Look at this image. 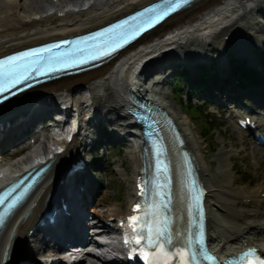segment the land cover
Here are the masks:
<instances>
[{
  "label": "bare ground",
  "instance_id": "6f19581e",
  "mask_svg": "<svg viewBox=\"0 0 264 264\" xmlns=\"http://www.w3.org/2000/svg\"><path fill=\"white\" fill-rule=\"evenodd\" d=\"M149 1L151 0H43L42 2L0 0V55L46 40L88 31ZM263 16L264 0H194L189 7L179 10L153 30L141 35L134 43L119 52L113 60L100 68L37 86L2 103L0 117L11 112L8 115L10 127L5 130L3 137H0L2 146L8 144L7 140L13 136L14 132L22 131L26 123L46 117L52 110V106L57 105L58 100L65 104L71 102L78 108L79 114L85 112V116L89 115L88 123H85V117L81 119L83 131L90 132H86L87 135L84 134L82 140L80 137H75L71 142H67L65 150L60 154L54 153L51 143L37 142L28 149L30 150L28 153H23L19 158L15 157L17 158L15 161L11 157L0 160V186L13 178L17 172L38 164L43 159L52 158L53 160L51 167L27 202L17 209L0 231V263L3 256L13 261L23 253L24 244L30 238L28 231L40 215L52 184L61 174L63 170L61 165L72 157L86 156L89 135L98 130V125L107 126L106 121H114L117 125L120 123L127 125L132 121L131 115L126 111L130 93L143 95L155 104L161 105L166 113L174 118L185 139V146L194 155L208 193L205 204L211 248L223 255L246 243L263 246L264 185L251 189H237L234 186L236 181L232 175L231 158L234 153L240 154L245 150L259 162L261 155H264V149L260 150L259 146L252 142H249L248 146L243 145L242 139L246 134L237 124V118L233 119L236 115L231 113V126L239 137V144L233 143L235 149L223 144L217 154L219 164L216 166V172L212 173L196 142L185 112L175 108L176 104L166 87L167 79L159 78L161 74L167 72V69L177 65L184 64L191 69L195 68L197 63L209 59V52L213 50L218 51L217 56L222 57L221 64L224 58L228 57V53L240 52L246 55L245 52L248 51L253 57V62L260 66V72L263 71L264 63L258 59L257 55L260 49L257 45L264 47ZM256 35L259 39H256ZM35 94L43 97L40 103L34 104L33 108L28 109L29 111L19 108V105L33 98ZM258 96L263 97L262 100H264V91ZM48 107H51V110ZM256 120L263 130L264 117H257ZM93 127L96 129L91 130ZM113 131L114 135L126 134L125 126L119 125ZM42 136L44 133H39V137ZM25 139L22 144H25ZM135 140L138 143L136 137ZM54 143L64 145V142L60 141ZM125 145L128 148L127 155L132 168V175L129 178L131 184L127 190V205L124 209L119 203L105 214L104 219L98 218L99 222H106L111 215L120 217L129 214L130 205L137 198L135 180L141 165L140 151L137 149V144L128 142ZM174 148L170 145L173 159L177 161L178 152ZM125 170L120 166L117 174L127 179ZM77 175L76 173L75 178ZM65 177L66 184L63 185L62 191L64 195L68 193L66 199L74 205L77 199L74 197V188L71 185L73 183L68 181V176ZM218 179L220 182H215ZM91 181L92 177L85 171L82 186L90 189ZM102 198L98 197L99 204L103 202ZM80 214L78 209L74 216L71 215L58 227L47 230L55 237L60 234V237L71 240L81 239L83 233L92 240L95 235H101L99 231L92 235L90 227L83 229ZM32 235L36 236L35 229ZM39 238L41 242H45L42 234ZM80 256L82 262L79 261L77 264H85L83 255ZM87 256L95 258L98 262L102 261L93 252H88Z\"/></svg>",
  "mask_w": 264,
  "mask_h": 264
},
{
  "label": "snow or ice",
  "instance_id": "6c2138e0",
  "mask_svg": "<svg viewBox=\"0 0 264 264\" xmlns=\"http://www.w3.org/2000/svg\"><path fill=\"white\" fill-rule=\"evenodd\" d=\"M187 3H189V0H164L163 8L159 4L145 8L136 15L129 17L128 20L120 21L118 24H113L110 28L103 29L102 33H94L92 37L93 40L102 36L107 39L102 40L100 43H93L88 48H78L71 54L63 56L53 54V49L59 48L60 44L71 43L65 40L61 41L60 44H48L0 59V93L9 90L10 87H15L16 84L26 81L31 72L39 73L43 67L51 69L57 64H68L73 59L81 58L85 53L91 55L93 59H100L110 55L111 52L108 51L109 49L115 51L120 46L121 41H126L129 36L145 30V26H154L164 16L176 11ZM129 21L132 23H129ZM81 39L87 41L89 38L82 37ZM45 53L48 55H45ZM81 62L83 63L84 61L81 59ZM145 191L146 189L142 188L141 195H144ZM9 194L10 192L0 193V204L4 203ZM13 206L14 201L13 203H9L4 211L6 212ZM162 206L166 207L167 202L159 201L151 206L145 204L143 207L140 203H137L133 211L135 213L137 210H141L140 214L128 218L129 224L133 226L134 245L147 248L151 252V259H149L148 264H170L173 256L181 255L189 257L187 264H196L198 254L205 260L213 259L202 248L199 249V252L192 250L194 244L198 246L201 243V233L197 232L195 239H193L191 228L187 230L186 240L182 246L178 242H174V233L169 224V217L163 215L160 211ZM0 219H2V216H0ZM137 220L140 221L139 228L133 224ZM175 235L178 237L180 234L177 232ZM140 238L144 240L143 244H141ZM129 242L126 236L125 243ZM135 246L133 253L136 251ZM257 264H264V261H257Z\"/></svg>",
  "mask_w": 264,
  "mask_h": 264
},
{
  "label": "rangeland",
  "instance_id": "374dc122",
  "mask_svg": "<svg viewBox=\"0 0 264 264\" xmlns=\"http://www.w3.org/2000/svg\"><path fill=\"white\" fill-rule=\"evenodd\" d=\"M23 1H26V0H23ZM36 1L42 2L43 0H36ZM262 20L264 21V16L262 17ZM258 35H256V39H259V37H257ZM257 46L261 47V45H257ZM216 52H217L216 50L212 51V53H216ZM212 66L213 64H211V67ZM182 68H185V66H183ZM197 69L201 70L200 66ZM179 72H181V70H179ZM207 74L210 78V75H209L210 73H207ZM179 75L180 73L176 74L175 78L179 79L178 77ZM187 79H188V75H187ZM187 81H188V84L192 82L190 79H188ZM187 81L183 79L181 81V84L179 85V88L177 89H174V87H176L175 82H172L171 84H167L166 87H167V90L170 92V97L173 98V101L176 104L175 108L178 111L180 110L182 112L186 111L185 115L187 116L189 120V125L196 138V142H198L200 149H201V153L203 154V156H205V159L210 166V171L214 173L216 172L215 170L216 166L219 164V159H217V154L222 149L223 144L227 147L231 146L234 149L236 147L233 145V143L236 145L239 144V137L237 133L234 131L233 126H231L232 118H231L230 108L235 109V112L237 113L240 111L241 108L234 107L235 105L234 102H232L231 100H226V95H223L222 99L224 102H226L227 106H219L218 103L217 104L215 103L210 107L204 108V110L201 112L202 116L197 114L196 112L195 113L192 112L190 114V111L187 109V106L184 103V102H187L186 96L188 95V93L186 91L189 89V86L184 88V85H186ZM208 81L209 80L207 79V82ZM261 85H262V82H259L256 80V82L252 86L253 89L244 90V92L247 91L251 95V91L254 89L261 91ZM177 90L178 91L180 90V91L177 92ZM249 102L250 104L252 103V101H249ZM253 104L256 105V102ZM206 116H209L211 118L212 124L222 123V127L212 132H209L208 129L207 130L205 129L207 133H204L203 132L204 125H201V123H202V120L206 118ZM257 117H261V115H257ZM105 123L109 124V128H106L105 130H107L109 134L112 133L110 135L114 138L113 136L114 132L111 131L112 130L111 128L115 126L116 124L114 123L111 125L110 121H106ZM102 124H104V121H102ZM105 132L103 134H105ZM242 140H244L243 145L248 146V143L251 142L249 141L251 140V137L245 136ZM24 143L26 144V141H24ZM108 145L110 146L104 147L105 148L104 152H106L104 157H100L99 154L97 156L92 154V158H91V164H92L91 166L97 165L96 160H94L96 158L99 159L98 161L100 163L103 162V164H105V168H106V165H109L107 169L101 170V173L99 172L98 174L100 175L99 178L101 180L102 187H103L102 190L100 191L101 193L99 196L100 198L103 197L102 198L103 202L101 204L96 202L95 204L96 208H93V209L96 210L95 211L96 216L100 218H103L105 212H108V210H111L113 207H116V205L118 206L119 203H120V206L122 205L121 207L125 209L127 205V199H128L127 190H128V186L131 184V181L129 178L132 175L131 174L132 172L131 163L127 155L128 148L125 145H118L117 147H114V148L111 147L112 144H108ZM259 149L263 150L264 148L259 147ZM88 150L90 151V149ZM29 151H26V153H28ZM19 156L21 157V155ZM19 156L17 157L19 158ZM261 156L262 157L260 158L258 162V161H255V158L252 157L251 154L247 153L245 150L241 152L240 154L239 152L238 153L236 152L232 155V158H231V163L233 164L232 175H234V178L236 181L234 183V186L237 189L239 188L240 189H243V188L251 189V188L257 187L258 185H264V155H261ZM89 158L90 156H88L87 159L89 160ZM15 159L17 158H14L13 161H15ZM120 166L126 169L125 176L127 179L121 177L120 174H117V169H119ZM240 177L241 178L247 177L249 178V180H251V182H246L242 184L240 181ZM216 181L217 183L220 182L219 179L215 180V182ZM99 196H97V198ZM97 255H99V253Z\"/></svg>",
  "mask_w": 264,
  "mask_h": 264
},
{
  "label": "trees",
  "instance_id": "16d2710c",
  "mask_svg": "<svg viewBox=\"0 0 264 264\" xmlns=\"http://www.w3.org/2000/svg\"><path fill=\"white\" fill-rule=\"evenodd\" d=\"M234 69H235L236 71H238V69H241V68H240L239 66H236V67H234ZM241 71H242L244 74H246L249 78H250V76H252L251 73H250V74H247V71H245V70H242V69H241ZM201 75H202V73L200 72V74L196 77V79L198 80V83H199V84H202V82H203V80H202V78H201ZM179 76H180V77H186V73H181ZM237 81L239 82L240 80L238 79ZM176 84L179 85V84H180V81H177ZM188 103H189V105L187 106V109L190 111V114H191L192 112H193V113L196 112L197 114H199V115L202 116V114H201V110H202V108H201L200 106H198V105H193L190 101H189ZM201 125H204V127H203V132H204V133H207V131H206L207 129H208L209 131H214V130H218V128L220 127L219 124H218V125L212 124L211 121L208 119V117L202 120ZM205 129H206V130H205ZM240 181H241L242 184H243V183H246V182H251V180H249V178H247V177H243V178L240 177Z\"/></svg>",
  "mask_w": 264,
  "mask_h": 264
},
{
  "label": "water",
  "instance_id": "95a60500",
  "mask_svg": "<svg viewBox=\"0 0 264 264\" xmlns=\"http://www.w3.org/2000/svg\"><path fill=\"white\" fill-rule=\"evenodd\" d=\"M144 104H145V102L143 101L142 104H138V105L140 108L145 109L146 105H144ZM169 126H171V127H169ZM166 127H167V131L169 132V135H171V137L173 136L172 138H174V135L177 134V132H173V128L175 127L173 122H171V125L169 123L168 124L166 123ZM177 137L180 138L178 134H177ZM174 139H176V138H174Z\"/></svg>",
  "mask_w": 264,
  "mask_h": 264
}]
</instances>
